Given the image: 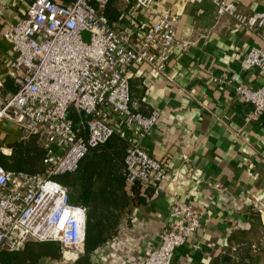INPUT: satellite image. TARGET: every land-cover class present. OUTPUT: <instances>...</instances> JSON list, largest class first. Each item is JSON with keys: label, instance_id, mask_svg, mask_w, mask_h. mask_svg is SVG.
Masks as SVG:
<instances>
[{"label": "built area", "instance_id": "built-area-1", "mask_svg": "<svg viewBox=\"0 0 264 264\" xmlns=\"http://www.w3.org/2000/svg\"><path fill=\"white\" fill-rule=\"evenodd\" d=\"M208 1L219 16H231L261 40L246 54L244 64L264 72V9L245 13L234 1ZM108 2L34 0L26 17L9 23L3 32L14 54L15 89L6 92L0 79V134L3 124L10 123L21 131L18 140L38 136L47 175L8 170L0 163V251L6 246L20 249L33 240L59 242L65 263L85 254L87 209L71 201L67 187L56 177L76 171L87 152L114 133L127 143L129 186L159 185L169 174L141 145L160 113L144 115L131 108L130 76L141 63L165 74L176 48L186 50L188 43L178 40L175 17L169 12H160L137 38L102 11ZM135 6L149 10L154 0H136ZM3 16L0 7V20ZM83 32L90 34L89 40H84ZM236 91L252 106L249 119L261 116L264 83L256 88L239 84ZM71 112L78 116L77 124ZM0 153H12L9 142L1 138ZM252 199L262 218L264 242V195ZM200 223L194 205L175 197L158 246L139 264H178L176 249Z\"/></svg>", "mask_w": 264, "mask_h": 264}, {"label": "crops", "instance_id": "crops-1", "mask_svg": "<svg viewBox=\"0 0 264 264\" xmlns=\"http://www.w3.org/2000/svg\"><path fill=\"white\" fill-rule=\"evenodd\" d=\"M33 1H0V79L6 92L15 89L14 54L3 32L26 17ZM228 1L245 13L264 9V0ZM162 11L175 17L176 36L188 47L176 48L165 74L136 64L130 104L144 115L160 113L141 145L169 174L161 184L134 194L129 223L91 259L94 264H139L158 246L174 198L180 197L194 205L201 223L176 249L178 264H264L263 222L252 203L254 195H264V111L249 119L252 106L236 91L239 84L256 88L264 83V72L244 64L251 47L262 42L231 16H219L208 0H154L149 10L133 4L112 22L139 38ZM17 131L3 124L0 138L12 143Z\"/></svg>", "mask_w": 264, "mask_h": 264}, {"label": "trees", "instance_id": "trees-1", "mask_svg": "<svg viewBox=\"0 0 264 264\" xmlns=\"http://www.w3.org/2000/svg\"><path fill=\"white\" fill-rule=\"evenodd\" d=\"M135 2L136 0H109L102 11L111 21H116ZM70 115L77 124L78 116L72 112ZM10 146V155L0 153V163L6 169L47 175L43 164L44 148L38 136L14 141ZM126 151V141L114 133L105 143L91 148L76 171L56 177L67 187L71 201L87 209L84 255L74 262L65 263L62 261L59 242L28 240L20 249L8 246L3 248L0 251V263L40 264V260L46 257L57 261L56 264H94L92 254L115 237L123 225L129 223L130 201H134V194L142 187L139 183L133 186L127 184ZM255 211L257 212L256 209Z\"/></svg>", "mask_w": 264, "mask_h": 264}, {"label": "rangeland", "instance_id": "rangeland-1", "mask_svg": "<svg viewBox=\"0 0 264 264\" xmlns=\"http://www.w3.org/2000/svg\"><path fill=\"white\" fill-rule=\"evenodd\" d=\"M83 37H84V40H89V38H90V34L88 33V32H83ZM11 125H13V124H11ZM13 126H15V125H13ZM16 127V126H15ZM19 132H20V130H18L15 134H16V138H15V140L14 141H17L18 139H17V135H19ZM9 145H10V143H9ZM59 179V178H58ZM33 241V240H32ZM57 263V261H55V260H50V259H48V258H42L41 260H40V264H56Z\"/></svg>", "mask_w": 264, "mask_h": 264}]
</instances>
